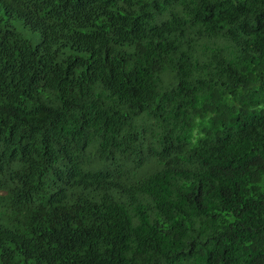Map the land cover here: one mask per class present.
<instances>
[{
    "label": "trees",
    "instance_id": "obj_1",
    "mask_svg": "<svg viewBox=\"0 0 264 264\" xmlns=\"http://www.w3.org/2000/svg\"><path fill=\"white\" fill-rule=\"evenodd\" d=\"M0 264H264V0H0Z\"/></svg>",
    "mask_w": 264,
    "mask_h": 264
},
{
    "label": "rangeland",
    "instance_id": "obj_2",
    "mask_svg": "<svg viewBox=\"0 0 264 264\" xmlns=\"http://www.w3.org/2000/svg\"><path fill=\"white\" fill-rule=\"evenodd\" d=\"M21 32L23 34L24 37H26L27 39H29L33 44H35L38 41V34L31 32L27 29H21Z\"/></svg>",
    "mask_w": 264,
    "mask_h": 264
}]
</instances>
